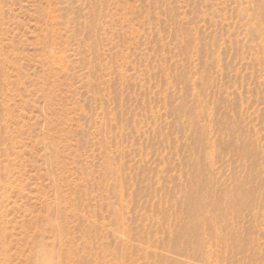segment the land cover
Instances as JSON below:
<instances>
[{
  "label": "rangeland",
  "instance_id": "rangeland-1",
  "mask_svg": "<svg viewBox=\"0 0 264 264\" xmlns=\"http://www.w3.org/2000/svg\"><path fill=\"white\" fill-rule=\"evenodd\" d=\"M0 264H264V0H0Z\"/></svg>",
  "mask_w": 264,
  "mask_h": 264
},
{
  "label": "bare ground",
  "instance_id": "bare-ground-1",
  "mask_svg": "<svg viewBox=\"0 0 264 264\" xmlns=\"http://www.w3.org/2000/svg\"><path fill=\"white\" fill-rule=\"evenodd\" d=\"M192 217H193V216H192ZM197 222H198V221H197ZM197 229H198V228H197ZM194 240H195V239H194ZM196 241H198V240H196ZM193 243H194V242H193ZM196 244H197V243H196ZM196 244H195V245H196ZM1 260H2V259H1Z\"/></svg>",
  "mask_w": 264,
  "mask_h": 264
}]
</instances>
